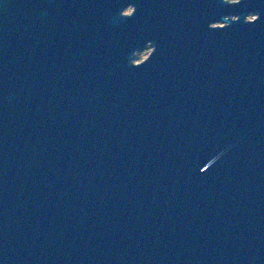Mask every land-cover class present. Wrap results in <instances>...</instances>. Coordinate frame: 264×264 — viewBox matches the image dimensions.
Segmentation results:
<instances>
[{"label": "water", "instance_id": "95a60500", "mask_svg": "<svg viewBox=\"0 0 264 264\" xmlns=\"http://www.w3.org/2000/svg\"><path fill=\"white\" fill-rule=\"evenodd\" d=\"M0 264H264V0H0Z\"/></svg>", "mask_w": 264, "mask_h": 264}, {"label": "flooded vegetation", "instance_id": "af4514ba", "mask_svg": "<svg viewBox=\"0 0 264 264\" xmlns=\"http://www.w3.org/2000/svg\"><path fill=\"white\" fill-rule=\"evenodd\" d=\"M133 12V8L131 7V8H129L127 11H126V14H131ZM151 45H147L143 50H145V51H147L149 54L151 53V50H152V48L150 47ZM142 50V51H143ZM141 51H138L136 54H135V60L136 59H139V53H140ZM148 54V55H149ZM148 57V56H147ZM146 59V58H145ZM145 59H142V60H140V61H138V62H136V63H139V62H141V61H143V60H145Z\"/></svg>", "mask_w": 264, "mask_h": 264}, {"label": "rangeland", "instance_id": "374dc122", "mask_svg": "<svg viewBox=\"0 0 264 264\" xmlns=\"http://www.w3.org/2000/svg\"><path fill=\"white\" fill-rule=\"evenodd\" d=\"M230 1H232V0H230ZM233 1H237V0H233ZM250 19H253V16H250ZM139 54H140V55H139V59H136V60H135L136 62H138V61H140V60H142V59L147 58V56H148L149 53H148L147 51L143 50V51H141Z\"/></svg>", "mask_w": 264, "mask_h": 264}]
</instances>
